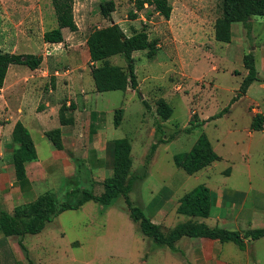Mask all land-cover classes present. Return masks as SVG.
I'll return each mask as SVG.
<instances>
[{
	"label": "crops",
	"instance_id": "crops-1",
	"mask_svg": "<svg viewBox=\"0 0 264 264\" xmlns=\"http://www.w3.org/2000/svg\"><path fill=\"white\" fill-rule=\"evenodd\" d=\"M197 1L202 4L212 3L215 0ZM89 13V5L86 4L84 14L89 15ZM221 14L218 15L216 10L211 8L202 14H196L193 21L190 18L186 22L185 18L177 19L178 17L174 16V11H172L170 19L166 20V32L172 34L170 40L174 43L172 51L173 54L187 56H182V61L186 60L187 63L182 64L179 68L188 69L195 77L205 74L208 76L211 74L210 76L213 77L214 74L220 73L223 76L237 77V84L226 89L232 98L237 94L241 83L249 73L244 64V56L253 53L260 80L253 82L247 93L233 103L230 110L222 117L210 119L224 108L221 107L212 113L205 110L211 107L210 97L205 100L199 98H197L198 101H196L197 99L191 100L192 105L197 109L194 113L198 115L197 119L193 120L195 128L211 123L217 126L225 117L233 116L238 103L245 100L248 101L247 109L251 114L248 121L250 125L255 114L264 115V110L260 108L263 102L261 97L253 96L256 87L258 92L264 94V41H261V38L264 40V37H262L261 31H256L254 28L253 23L257 16L251 17L250 30L243 24L237 31L238 35L235 34V30L237 24L242 22L233 23L231 27L232 40L224 42L216 39L215 24ZM90 19L91 17L88 18V20ZM113 22L117 23L111 18L109 25ZM132 25L135 27L134 29H138L134 23ZM133 27L131 28L133 29ZM125 32L127 35L133 33H127L126 30ZM89 34L83 39L79 35V30L70 31V29L64 28L63 42L50 43L45 42L43 38V43L39 47L45 48L47 52L49 50L50 54L47 52L44 54L42 51L44 61L41 66H45L46 69L41 73H38L39 68L32 70L28 67L34 74V78L17 75L12 76L10 80L9 70L15 66L11 65L8 70L0 91V213L6 211L13 214L17 206L30 203L46 192H54L60 200H64L69 191L76 188L84 189L88 184L93 186L94 182L105 181L115 173L116 141L127 137H118L115 132L121 126L123 118L118 127L113 122L115 128H112V121L111 119L108 121L107 117L109 114L110 118V113L97 107L98 98L102 92L96 89L92 67L99 63L91 61L87 45ZM185 35L188 36L187 39ZM256 41L262 43L247 47V44L250 45ZM160 46L161 44L158 43L156 56L161 51ZM134 52L139 90L143 91L142 83L146 78H142V75H149L154 72L155 68L163 66L159 65L158 58H155V62L150 61L148 64L144 63L141 67L140 65L137 67V56ZM33 53L40 54L41 52ZM48 55H53L54 66L57 63H63L70 67L60 69L49 66ZM118 56L110 57L112 64H115L112 58ZM232 62L235 65H232ZM117 65L124 67L122 63ZM143 72H147V74ZM49 76L55 78L54 84L48 80ZM149 78L147 83L149 87L146 92L155 88L154 86L150 87L153 78L151 76ZM212 80L215 81V78ZM219 85V82L215 81L214 88L218 89ZM169 87L166 86L165 89L160 87L158 94L152 92L149 96L143 91L145 93L143 100L148 103V98L156 97V103L158 99L164 98L170 104L175 92H171ZM121 91L137 93L131 86ZM63 105L66 108L64 116L73 119L71 123H61L60 110ZM145 113H149L150 119L152 114L153 124L155 123L152 130L149 127L142 133L143 135L138 133L134 139H127L132 147V166L129 177L141 174L148 179L151 175L150 167L154 163L159 149L171 140V135L167 134L168 129L165 128L169 119L160 118L161 116L157 112V103L155 107L152 106V111L146 110ZM189 120L191 119L189 118ZM18 121H21L30 131L37 153L36 160L26 162V179L22 182L17 179L12 160L14 149L12 133ZM87 121H90V128L87 127ZM158 124L161 125V132L165 133H162L159 139H157ZM235 125L234 120L228 125L230 133L237 132ZM57 128L61 129L63 147L60 149L46 135L47 131ZM251 131L250 128V135L254 132ZM262 131L264 132V129ZM145 137H147L146 140ZM144 144L148 151L154 144L157 147L150 157L147 152L145 170L135 171L137 166L141 168L144 158V154H142L143 157L140 156L137 159L138 162H134L136 146L144 147ZM211 144L213 146L212 141ZM216 162L214 161L194 173H205L207 177L205 184L217 195L209 216L178 213L180 200L188 193L184 191L179 193L181 190H185L184 183L187 178L180 176L178 172L169 174L168 178L161 181L160 185L149 186L151 193L147 196L146 206L144 205L148 214L144 211L145 208L142 209L144 214L159 225L165 233L186 222L204 223L212 228L225 229H228L226 225L232 222L235 224V228L229 230L239 231L264 227V209L261 206L246 207L245 194L236 198L237 191L227 192L221 184L212 180L214 171L211 169ZM137 182V180L134 182L130 193L135 189ZM93 188L96 190V194L103 191V187L100 186ZM163 192L166 195H162ZM120 196L124 197V195H119L110 204L88 200L79 208L64 210L36 234L27 233L23 236L6 237L0 231V264H237L225 254L227 242H221L218 239L183 236L175 242L176 247L180 250L178 252L172 251L167 245L158 244L142 231L139 222L131 218L128 205L115 206V201ZM228 201H231L230 208L236 207L238 203H240V208H228ZM132 202L135 205V201L132 200ZM234 210L237 211L232 212ZM179 215H183V218L179 220V223H175V220L179 219ZM255 240L246 239L244 251H248L249 245Z\"/></svg>",
	"mask_w": 264,
	"mask_h": 264
},
{
	"label": "rangeland",
	"instance_id": "rangeland-1",
	"mask_svg": "<svg viewBox=\"0 0 264 264\" xmlns=\"http://www.w3.org/2000/svg\"><path fill=\"white\" fill-rule=\"evenodd\" d=\"M102 1L104 0H75L74 13L78 24L79 35L83 39L95 28L110 24V18L106 20L100 13V3ZM114 1L116 2V9L112 12L111 18L121 24L124 31L126 30L127 33H132L136 30L133 25L131 26L132 23L138 28L137 30H141L145 26L149 38L151 40H157L161 44L159 55L150 57V60L147 50L135 51L134 54L137 56L136 66L138 67L140 65L141 67L144 63L148 64L150 61L155 62V58H158V61H156L159 65L163 66L161 68H155L154 72L149 75H142V78H146L142 83V89L144 92L147 91V87H149L147 83L151 76L153 79L150 82V87L154 86L155 88L154 90L146 92L147 96L152 92L158 94V89L160 87L165 89L166 86H170L169 90L175 92V96L170 102L173 108V114L169 118L168 125L165 128L168 129L167 134L172 135L177 132L176 134L179 135L176 139L175 137L177 135L171 138L168 143L159 149L156 159L150 167L151 175L148 179L141 176V174L135 177V181L137 180L138 182L135 185V189L130 193L131 200L135 201L136 206L144 209L147 196L151 193L149 186L162 184L161 181L166 180L169 174L174 172H178L180 176L187 178L186 183H184L185 190H181L179 193L183 191L185 193L189 192L201 184L207 186L205 184V181H207L205 173L188 174L183 169L176 167L173 161L175 154L190 151L201 137V134L204 133L212 141L215 150L222 158L211 169L214 171L212 180L221 184L227 192L237 191L238 195L236 198L245 194L247 201H245L246 207L261 206L264 209V132L251 131L252 135L249 134L250 122L248 121L251 114L247 109L248 101L245 100L238 103L233 116L229 118L225 117L217 126L212 123L196 128L193 126V120H196L198 115L194 113L197 109L192 105L191 100H196L197 98L205 100L210 97L211 107L205 110L211 113L215 112L230 103L233 97L231 98L226 89L233 84L236 85L238 78L229 75L223 76L221 73L214 74L213 77L216 83L219 82L220 84L219 88L216 89L214 88L215 81L212 80L214 78L210 76L211 74L209 76L205 74L195 77L191 75L188 69L184 70L181 67L179 68L182 64H186L187 61H182L183 55L173 54L172 47L174 43L170 40L172 34L166 32V19L159 13L157 14L153 7L147 5L145 9L138 12L136 19L131 20L128 14L135 8L134 0ZM170 2L173 6L174 16L178 17L177 19L179 20L185 18L184 20L186 22L190 18L193 21L196 18V14H202L205 10L211 8H214L218 15L222 13L221 2L216 0L212 3L202 4H199L197 0H170ZM86 4L89 5V15L84 14ZM90 17L91 19L88 20ZM249 22L251 24L252 21ZM57 24L52 0H0V50L15 51L17 53L41 52L40 54L44 56L47 52L46 49L39 47L43 43V35L47 30L57 27ZM243 24L245 23L237 24L235 30L236 35H238L237 31ZM253 24L255 30L261 31V35L264 37V17L257 16ZM185 37L186 39L188 38L187 35ZM261 41L264 40L261 38ZM260 43L262 42L256 41V43L247 44V47L249 48ZM47 57L49 66L60 69L70 67L63 63H57L54 66L55 60L53 59V55H48ZM112 61L115 64L122 63L125 68L127 67V61L122 55L113 57ZM233 64L234 62H232ZM14 66L9 70L10 80L12 76L15 77L17 75H22L25 78H34V74L27 66ZM45 69V66H40L38 73H41ZM200 69L203 70V68ZM144 74H147V72ZM48 80L51 81V76L48 77ZM143 91L133 94L131 92L117 90L102 92L99 95L97 107L110 113V118L109 114L107 117L108 121L110 119L112 121V128H115L113 122L115 123L116 111L119 109L123 110V121L121 126H119L120 128L118 127L115 131L118 137L124 136L134 139L135 135L144 133L149 127L152 130L153 125H155V123L153 124L154 119L152 118V114L150 119L149 113H145V111H152V106H156V97L148 98L147 106L143 101V97L145 96ZM258 91L256 87L253 96L261 97L263 102L260 108L264 110V94ZM125 106L127 107L126 110ZM233 120L236 124V133H230L228 131V125ZM186 125L188 126L187 128L191 127L192 130L187 132L185 130ZM87 127L90 128V121H87ZM162 133L161 130H158L157 139L161 138ZM3 137L5 138V136ZM146 139L147 137H145ZM145 147V144L144 147L140 145L136 146L134 162L137 163V159L140 156L143 157L142 154H144V158L141 168L137 166L136 169L134 168L135 171H144L146 168H144V165L146 163L147 152L149 153L148 157H150L155 151H152V148L148 151V148L146 150ZM87 187L93 188L90 184ZM93 190L96 191L95 189ZM162 195H166V193L163 192ZM115 202V206H127L123 196H120ZM230 203L231 201H228V208H230ZM237 208H240V203L230 209ZM144 211L148 214L146 208ZM236 211L234 210L232 212ZM182 218L183 215H179V219L175 220V223H179V220ZM226 227L228 229L235 228V224L230 222ZM247 250H241L234 242H227L225 244V254L234 263L264 264V238L251 242Z\"/></svg>",
	"mask_w": 264,
	"mask_h": 264
},
{
	"label": "trees",
	"instance_id": "trees-1",
	"mask_svg": "<svg viewBox=\"0 0 264 264\" xmlns=\"http://www.w3.org/2000/svg\"><path fill=\"white\" fill-rule=\"evenodd\" d=\"M222 6V14L216 20V39L224 42H231L233 23L243 22L250 30L251 17L264 16V0H219ZM57 27L47 30L44 41L58 43L64 41L63 29L69 28L71 31L78 30L74 6L75 0H52ZM135 8L128 16L131 20L138 17V12L145 9L146 5L154 8L166 20H169L173 6L170 0H134ZM116 9L114 0H104L100 3V13L105 18L112 17V12ZM87 45L91 61L98 65L92 67V75L99 92L110 90H126L129 86L139 90V82L136 75L134 51L147 50L148 56L153 57L158 52L157 40H151L149 34L143 26L141 30H134L131 35H127L119 23L113 22L106 27L95 28L88 36ZM122 55L127 61V67L112 64L110 57ZM44 61V56L37 53H15L0 50V91L4 85L8 70L11 65H25L32 70L38 69ZM244 64L249 73L244 78L241 86L230 103L218 114L210 119L222 117L226 114L233 103L244 96L250 85L260 80L256 68L253 53L244 56ZM51 81L55 82L52 76ZM147 104L146 100H143ZM157 112L163 120H168L173 114L172 106L164 99L157 100ZM63 105L60 110L62 124H68L73 119L65 118ZM123 110L116 111L115 125L118 127L122 121ZM193 123V122H192ZM250 128L252 131H262L264 129V115L257 113L254 115ZM158 130L161 125L158 124ZM187 132L190 128L185 129ZM177 133V132H176ZM173 133L171 138L177 134ZM47 137L57 148H62L61 129H53L46 132ZM12 143L14 145L12 160L15 166L17 179L22 182L26 179V162L37 159L34 141L28 128L18 121L12 133ZM166 141V140H160ZM157 145L152 146V151ZM131 144L127 138L116 141L115 148V173L105 181L93 183V186L103 187L100 194H96L94 188H76L66 194L64 200H60L56 193L46 192L38 196L34 201L17 206L13 214L6 211L0 213V231L4 235H25L27 233L36 234L41 232L46 224L67 209H76L88 200H94L103 204H110L119 195H124L125 201L131 211V218L140 223L142 231L152 237L158 244L167 245L172 251H180L175 242L183 236L208 237L218 239L221 242H234L240 249H246V239H259L264 236V227L249 229L245 231L229 230L220 227H210L204 223L186 222L178 225L170 232L165 233L160 226L151 221L142 209L131 200L130 191L133 188L135 177H129L132 166ZM221 159L211 144L206 134L202 133L199 140L189 152H182L174 155V162L177 167L184 169L189 174H194L204 167ZM216 193L204 184L198 185L190 192L186 193L180 200L178 213L185 215L209 216L211 207L216 200ZM23 247V243H21ZM233 264V263H230Z\"/></svg>",
	"mask_w": 264,
	"mask_h": 264
},
{
	"label": "built area",
	"instance_id": "built-area-1",
	"mask_svg": "<svg viewBox=\"0 0 264 264\" xmlns=\"http://www.w3.org/2000/svg\"><path fill=\"white\" fill-rule=\"evenodd\" d=\"M48 54H50V51L48 50V52H47Z\"/></svg>",
	"mask_w": 264,
	"mask_h": 264
}]
</instances>
